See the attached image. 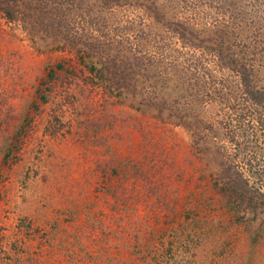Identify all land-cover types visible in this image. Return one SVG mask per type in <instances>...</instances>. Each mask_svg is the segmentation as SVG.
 I'll list each match as a JSON object with an SVG mask.
<instances>
[{"label":"rangeland","instance_id":"obj_1","mask_svg":"<svg viewBox=\"0 0 264 264\" xmlns=\"http://www.w3.org/2000/svg\"><path fill=\"white\" fill-rule=\"evenodd\" d=\"M252 92L264 0H0V264H264Z\"/></svg>","mask_w":264,"mask_h":264},{"label":"trees","instance_id":"obj_2","mask_svg":"<svg viewBox=\"0 0 264 264\" xmlns=\"http://www.w3.org/2000/svg\"><path fill=\"white\" fill-rule=\"evenodd\" d=\"M8 5V4H7ZM22 4H15V9H17L16 6H20ZM13 8V9H14ZM4 9V8H3ZM6 9V14L8 15L9 18L13 19L15 18V12L13 9ZM36 20L40 19V13H37V16L35 17ZM88 63V60H87ZM253 97H256L255 99L258 100L259 102H264V94H260V93H254L252 92ZM239 180V184L242 182L241 185H238L235 188V192H236V197H239L242 199V201H246L248 200L253 206H260V205H264V193L260 192L257 189H252L249 186L248 181L246 180V178L243 176V174H240V176H238ZM238 188H241L238 189ZM263 197V198H261Z\"/></svg>","mask_w":264,"mask_h":264}]
</instances>
